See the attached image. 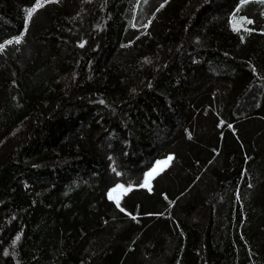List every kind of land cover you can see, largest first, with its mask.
Masks as SVG:
<instances>
[{"label":"trees","instance_id":"1","mask_svg":"<svg viewBox=\"0 0 264 264\" xmlns=\"http://www.w3.org/2000/svg\"><path fill=\"white\" fill-rule=\"evenodd\" d=\"M0 264H264V0H0Z\"/></svg>","mask_w":264,"mask_h":264},{"label":"rangeland","instance_id":"2","mask_svg":"<svg viewBox=\"0 0 264 264\" xmlns=\"http://www.w3.org/2000/svg\"><path fill=\"white\" fill-rule=\"evenodd\" d=\"M172 156H168L164 159L158 160L146 173L145 183L150 184L154 176L159 174L164 168H166L169 164H171ZM127 188L124 185H119L113 190L115 193L116 198H121L122 195L126 192Z\"/></svg>","mask_w":264,"mask_h":264},{"label":"snow or ice","instance_id":"3","mask_svg":"<svg viewBox=\"0 0 264 264\" xmlns=\"http://www.w3.org/2000/svg\"><path fill=\"white\" fill-rule=\"evenodd\" d=\"M31 15H32V12L30 11V12L28 13L29 19L31 18Z\"/></svg>","mask_w":264,"mask_h":264}]
</instances>
